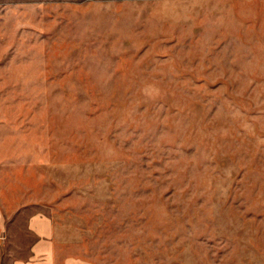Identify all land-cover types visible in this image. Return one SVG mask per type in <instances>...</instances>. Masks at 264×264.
Wrapping results in <instances>:
<instances>
[{
  "label": "rangeland",
  "instance_id": "obj_1",
  "mask_svg": "<svg viewBox=\"0 0 264 264\" xmlns=\"http://www.w3.org/2000/svg\"><path fill=\"white\" fill-rule=\"evenodd\" d=\"M0 212V264H264V0H0Z\"/></svg>",
  "mask_w": 264,
  "mask_h": 264
},
{
  "label": "crops",
  "instance_id": "obj_2",
  "mask_svg": "<svg viewBox=\"0 0 264 264\" xmlns=\"http://www.w3.org/2000/svg\"><path fill=\"white\" fill-rule=\"evenodd\" d=\"M23 228L31 239L27 244L26 255L11 260L9 264H92L78 255L63 253L53 221L48 216L33 215L27 219ZM5 229L7 224L0 212V235ZM2 239L0 236V241Z\"/></svg>",
  "mask_w": 264,
  "mask_h": 264
}]
</instances>
